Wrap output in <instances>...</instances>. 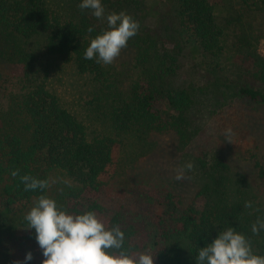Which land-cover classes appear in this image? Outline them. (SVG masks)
I'll list each match as a JSON object with an SVG mask.
<instances>
[{
  "label": "trees",
  "instance_id": "obj_1",
  "mask_svg": "<svg viewBox=\"0 0 264 264\" xmlns=\"http://www.w3.org/2000/svg\"><path fill=\"white\" fill-rule=\"evenodd\" d=\"M117 1V13L124 11L139 22L136 15L140 0ZM81 2L70 1L69 10L74 11L70 14L62 0H0V64L7 61L22 70L14 85L16 92L10 93L9 109L0 108V228L15 209L32 207L40 195L54 198L70 213H103L100 202L107 189L104 179L119 163L124 136L176 135L179 145L187 146L185 124L196 105V94L166 91L159 86L171 72L167 66L173 60L169 59L173 57L169 49H178L179 44L161 34L155 37L156 32L144 36L139 23L137 35L129 41L138 49L142 78L123 95L116 87L119 80L112 68L95 59H84L91 39L106 29L95 26L91 10L78 7ZM168 2L174 9L179 37L203 58L237 64L247 78V83L239 87V95L263 108L264 55L260 47L264 41V0ZM257 17L262 18L259 29L254 25ZM31 40H38L47 60L72 64L80 76L91 80L95 101L106 102L102 112L105 117H100L99 123L106 121L104 127L110 132L94 131L93 120L87 126L66 108L52 91L49 72L40 66L36 51L26 50L23 42ZM170 44L173 48L168 47ZM147 146L149 149L154 144ZM255 163L264 180V165L257 160ZM207 165L195 158L194 167L206 183L190 203H182L169 191L140 192L135 196L137 204L154 214L151 222L144 214H132L127 209L114 217L113 224L125 234V249L132 255L148 250L155 256L154 264H197L199 249L232 227L250 240L255 254L264 256V230L258 235L251 231L257 219H264V209H256L253 203L251 208L245 207L250 201L238 195L232 180L224 177L222 170L228 171V167L223 160L210 168ZM15 170L19 174L13 177L11 172ZM23 175L51 181L54 175H61L68 180L64 195H52L53 183L44 190L25 191ZM153 209H161V215ZM20 226L27 228V222ZM27 230L26 241L38 244L35 229ZM142 234L149 236L151 248L132 244V238ZM160 240L165 248L153 254Z\"/></svg>",
  "mask_w": 264,
  "mask_h": 264
},
{
  "label": "rangeland",
  "instance_id": "obj_2",
  "mask_svg": "<svg viewBox=\"0 0 264 264\" xmlns=\"http://www.w3.org/2000/svg\"><path fill=\"white\" fill-rule=\"evenodd\" d=\"M70 1L62 0L68 13L74 14V11L69 10ZM140 1L136 16H139L140 31L144 36L149 32H156L155 37L161 34L180 46L178 49H169L173 56L169 59L173 60L167 66L171 72L159 82V86L162 85L161 88L166 91H191L193 96L196 94V105L187 114L188 124L185 127L188 140L185 148L179 145L176 135L152 134L135 138L132 134L121 138L123 144L119 163L111 175L104 179L107 189L100 202L104 212L96 215L107 227L114 225V217L123 209L130 210L132 214H144L151 222L154 214L137 204L136 195L140 192L169 191L179 197L182 203H190L200 188L205 186L201 172L194 167L192 171L185 173L184 180L177 181L174 177L178 167L189 161L194 164L196 157L207 162L209 168L223 160L228 171L222 170V173L225 178L232 180L231 185L238 195L253 203L256 209L263 210L264 180L260 179L255 162L257 160L264 165V107H257L239 95V87L247 83L245 73L231 61L216 62L203 58L190 44L183 41L177 31L174 9L168 0ZM101 3L105 8V16L119 8L117 0H101ZM75 10L79 12L76 8ZM91 17L95 20L96 27L107 29L106 19H97L92 12ZM260 17L254 19V25L258 29L262 28ZM37 41H26L23 44L30 53L36 51L40 66L42 64L48 70L52 91L87 126L93 120L94 131L110 132L104 127L108 125L106 121L99 123L100 117H105L102 112L106 102H99L98 99L95 101L91 80L87 76H80L72 64H64L55 59L47 60ZM158 41L163 51V44ZM168 47L173 48V45ZM260 51L264 55V41L261 42ZM137 56V47L129 41L127 47L108 65L113 70V76L119 80L116 87L123 95L129 93L139 78H142L139 77L141 67L137 65ZM21 72L19 67L10 62L0 64V108L9 109L10 93L15 91L14 85L17 78L22 76ZM171 114L176 115L174 112ZM228 128L233 133L231 142L225 140L224 132ZM148 144H154V147L148 149ZM53 181L52 195L63 196L62 190L68 180L61 175H54ZM30 209L31 207L25 210L15 209L6 225L0 228V264H15L16 261L25 264L24 258L29 251L32 252L33 259L26 264H42L44 257L39 245L26 241L28 230L20 226ZM153 211L156 215H161V209ZM149 239V236L138 235L132 238V244L149 247L153 244ZM158 244L153 254L165 248L161 240Z\"/></svg>",
  "mask_w": 264,
  "mask_h": 264
},
{
  "label": "clouds",
  "instance_id": "obj_3",
  "mask_svg": "<svg viewBox=\"0 0 264 264\" xmlns=\"http://www.w3.org/2000/svg\"><path fill=\"white\" fill-rule=\"evenodd\" d=\"M80 9H89L97 19H106L107 29L91 39L84 53V59L109 65L127 47L128 41L137 35L139 22L124 11L105 16L101 0H82ZM91 27L88 32H92ZM232 129L225 130V140L231 142ZM194 169L189 161L176 169L175 180L186 178L185 173ZM19 170L11 172L13 177ZM25 191L50 188L55 181L41 180L30 175L21 177ZM251 208V202H245ZM24 220L27 229H35V239L44 257L42 264H154L151 252L132 255L124 247L125 234L118 225L107 227L94 211L80 214L70 213L54 198L40 195ZM264 230V219H257L251 231L258 235ZM33 259L29 251L25 258ZM197 264H264V256L253 252L250 240L242 233L229 227L198 251ZM15 264H21L16 261Z\"/></svg>",
  "mask_w": 264,
  "mask_h": 264
}]
</instances>
